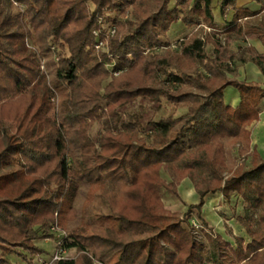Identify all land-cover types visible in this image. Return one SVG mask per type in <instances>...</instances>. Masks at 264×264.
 Masks as SVG:
<instances>
[{"label": "trees", "instance_id": "obj_1", "mask_svg": "<svg viewBox=\"0 0 264 264\" xmlns=\"http://www.w3.org/2000/svg\"><path fill=\"white\" fill-rule=\"evenodd\" d=\"M253 1L258 11L231 4L234 21L247 19L228 32L258 37L264 45V16L251 20L264 12V0ZM5 2L24 6L43 54L54 39L68 55L59 57L53 70L61 96L55 114L35 59L23 46L20 14L5 12L0 4V107L13 113L16 124L12 135L0 127V264H13L8 259L13 255L34 264L27 256L43 254L35 241L52 239L55 222L67 230L63 247L81 253L56 264H92L85 252L100 264H264V159L250 148L249 131L259 120L264 86L229 78L234 68L228 61L236 55L225 60L224 47L212 39L203 43L196 35L185 36L178 51L142 54L163 47L162 38L175 26L188 29L201 19L213 28L211 0ZM128 9L127 21L105 16L126 15ZM95 30L106 51L95 49ZM250 56L264 74V55L250 50ZM197 65L204 73L195 72ZM228 87L238 95L234 107L224 101ZM136 99L157 105L164 99L185 113L157 120L120 113ZM95 121L105 127L96 140L89 135ZM224 140L239 143L251 159L250 166L241 162L226 178ZM161 169L171 183L161 179ZM186 178L198 202L180 217L163 207L160 193L175 194ZM216 193L241 199L243 215L235 220L248 242L237 237L232 247L203 231L207 244L196 239L190 219L196 215L206 227L202 209Z\"/></svg>", "mask_w": 264, "mask_h": 264}, {"label": "rangeland", "instance_id": "obj_2", "mask_svg": "<svg viewBox=\"0 0 264 264\" xmlns=\"http://www.w3.org/2000/svg\"><path fill=\"white\" fill-rule=\"evenodd\" d=\"M1 7L4 9L5 12H10L12 14H20L19 20L22 23L23 31L25 33V38H24V47L27 50V52L31 53L35 59V65H36V71L38 72V76L43 79L46 91L48 94V100L49 104L51 105L53 111L55 114L58 113L59 111V104L61 100V96L57 91L55 90L53 86V70L57 67L58 59L63 58V56L68 55L67 50L63 47L59 46L56 42V40H49L51 41L48 42V48L49 52L43 54L41 50L34 44L33 40V31L31 30V27L29 23L27 22V19L24 17V6L19 5V4H13L12 7H8L6 5L5 0H0ZM172 7V3L170 5ZM89 9H93V6L91 3H88ZM131 10L128 9V14H121L119 12H114V13H107L105 16L106 18L108 17L107 15H112L113 18L116 16L118 20L127 21L131 19ZM115 15V16H114ZM110 16V17H112ZM256 20V19H255ZM253 20V21H255ZM206 23L199 19V22L197 25L188 28L187 31L183 35H180L177 39L173 40V34L171 32H168L165 37L162 38L163 42V47H160L156 50H149L146 49V51L143 50L142 54L146 56L147 54L151 52H155L158 54H163L165 52H170V51H178L177 50V43L179 40L183 39L185 36H190V35H196L197 38L205 43L208 39H212L218 43L222 47H224V52H223V58L226 60L231 56L230 53H225V49L227 47L226 45V40L223 35L220 33H214L215 36L213 35V30L205 25ZM251 37V36H250ZM206 52L208 55L212 56L213 53V48L209 46L208 44L206 45ZM60 54V55H59ZM230 67V66H229ZM233 68V67H232ZM200 71L204 73L202 67L200 65H197V68L195 70ZM234 71V70H233ZM230 74H228V77L231 78ZM111 78L108 77V79L105 81V84L110 81ZM229 91L228 93H232L234 90L231 87H228ZM38 92V91H37ZM22 103V102H21ZM23 107V106H22ZM121 114L123 115H131L133 113H142L144 116L145 120L148 119H153L157 120L161 117H167V116H173V117H178L182 114L185 113V110L183 108L176 107L175 105L166 102L164 99H161V102L159 105L151 103L147 100H141V99H136L132 103H128L125 107H123L120 111ZM0 127L4 130L9 135H12L15 133L16 129V124L14 121V115L12 112L8 110H4L3 108L0 107ZM105 131L104 124L99 121H95L91 124L90 130H89V135L92 139H97L98 136ZM261 135V134H260ZM223 146H224V151H225V161H226V169L225 172L223 173V177L226 178L228 174L234 172L236 170V167L241 164V162L246 163V166H250V160L242 155L240 152V144L239 143H234L230 142L228 140L223 141ZM256 147V146H255ZM251 148V147H250ZM257 152L264 157V140L258 142L257 147H256ZM246 159V162L244 161ZM160 177L166 184L171 183L172 179L170 178V175L166 169H161L160 170ZM178 187V186H177ZM160 198L162 205L165 209H167V206L169 205L167 202L170 201V203H173V205H183L181 202L178 194H177V188H176V193H172L171 191H165L164 189L161 190L160 193ZM226 201V202H225ZM83 205V197H79L75 201V207L80 210ZM185 210L184 212H176V211H170L167 209L169 212L173 213H178V215L181 217L183 216L184 213L187 211L188 205H185ZM221 207V208H219ZM243 208L244 204L242 203L241 199L236 196V194H233L229 199H226L223 197L222 202H220L217 205H214L211 211V215H213L219 225L212 224V222L205 221L206 227L201 228V222L197 219L196 215H193L191 217V224L195 225L194 227V234L196 236V239L201 241L204 245L207 244V239L204 233L209 234H218L222 237L224 241H227L232 245V247H235V239L237 237H242L246 242L249 241V238L247 237L245 231L240 227V225L236 222L235 218L237 216H242L243 215ZM56 217V214L54 215ZM58 223L55 222L49 229V232L53 235L54 237L52 239H45V240H39L35 241V245L39 247L40 249L43 250V254L40 255H35V256H27V258L32 261L34 264H40V261L42 259L48 258L56 249V238H57V232L55 231H64L67 233V230H62L59 226H57ZM53 228L55 231H53ZM204 229V230H203ZM203 231V234H202ZM67 259H72V260H77L78 257L81 255V253L77 252L76 248H70L67 250ZM86 255L89 257L91 260L92 264H100L97 260H95L93 257H91L90 252H85ZM9 261L12 262L13 264H27L24 261H21L19 258H17L15 255L9 256L8 257Z\"/></svg>", "mask_w": 264, "mask_h": 264}, {"label": "crops", "instance_id": "obj_3", "mask_svg": "<svg viewBox=\"0 0 264 264\" xmlns=\"http://www.w3.org/2000/svg\"><path fill=\"white\" fill-rule=\"evenodd\" d=\"M229 2L230 0H211V12L213 16V28L211 29L213 30L214 36V33H220L225 37L227 45L225 53L236 55V59L228 61V65L234 68V71L230 74L232 76L230 77L238 81L253 82L264 86V74L261 73L259 67H257L256 64L250 61V50L255 51L257 54L264 55V45L261 44L258 37H236L234 33L228 32L232 27L242 26L243 22L247 19L246 17H243L234 21L233 18L235 16L236 10L231 6L232 3L236 9H243L247 11H258L259 6L253 0H232L230 3ZM224 3L227 4L223 9L222 5ZM261 16H264V12H260L255 17L251 18V20H257V18L260 19ZM176 28V26L173 27V29L169 32L175 35L179 33V36L183 35L185 32H188L187 28H181L180 26L179 29L176 30ZM208 45L213 48L211 44ZM241 52L244 53L241 58L242 60L239 62L237 59L238 54ZM228 91L229 89L226 88L223 93L224 101L229 106L234 107L238 104V95L235 90H233L232 93H228ZM249 131L251 134L250 147H257V144L261 141V138L264 140V105H262L259 120L249 127ZM261 158L264 159L262 156ZM248 159L251 160L250 157H248ZM177 194L183 205H173V203L168 201L167 203L169 205L167 206V209L170 211L184 212L183 210H185V205H192L198 202V196L195 193L190 179L186 178L182 180L181 183H179L177 187ZM222 200L223 196L219 193L208 195L205 199V204L202 209V219H204L206 222L210 220L212 224L219 225L217 221L218 217L216 219L213 215H211V211L214 205L219 204L222 202Z\"/></svg>", "mask_w": 264, "mask_h": 264}, {"label": "built area", "instance_id": "obj_4", "mask_svg": "<svg viewBox=\"0 0 264 264\" xmlns=\"http://www.w3.org/2000/svg\"><path fill=\"white\" fill-rule=\"evenodd\" d=\"M99 23H100V21H99ZM112 33H113V30L110 31V34H112ZM93 36L97 40V42L95 44V49L106 51L104 48V42L99 40V31H97V30L93 31ZM113 66H114V63H112L110 65L111 68ZM118 74H119V71L113 72L114 76H117ZM193 226H195V225H193ZM53 231H55L54 228H53ZM55 232H57V238L55 241L56 242V249L48 258L42 259L40 261V264H56L59 261L67 260V257H66V255L68 254L67 249H65L63 247V240L66 239V233L64 231H60V230L55 231Z\"/></svg>", "mask_w": 264, "mask_h": 264}]
</instances>
